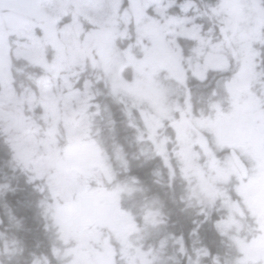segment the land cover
Wrapping results in <instances>:
<instances>
[{"label": "rangeland", "instance_id": "374dc122", "mask_svg": "<svg viewBox=\"0 0 264 264\" xmlns=\"http://www.w3.org/2000/svg\"><path fill=\"white\" fill-rule=\"evenodd\" d=\"M86 2L87 0H0V23L6 26L9 33L7 37L9 56L24 59L29 65L39 68L38 75L28 77L35 87L31 83H21L19 84L21 89L16 91L18 89L13 84L11 75L8 84L0 82V126L3 132L8 134L14 157L18 159L22 169L31 171L29 175L31 180L42 181L43 187L40 189L46 188L48 176H54L58 171L61 174L56 189L58 196H67L71 199L78 195L74 190L75 185L80 183L91 185L90 193L71 228L73 234L62 233L51 213L46 215L59 239L67 241V245L74 241L79 248L80 241L74 234L79 231L80 226L90 229L87 230V241H96L95 244L99 238L108 236V233H111L110 237L114 236L116 231L122 235L129 233V224L123 218L113 217L106 221L93 218L114 205L132 215L135 210L132 206H135L136 202L134 201L132 206L128 205L133 198L143 195L144 192L142 188L136 189V182L133 179L123 182L120 180L123 168H120L117 159L113 163L109 145L103 144L102 151L98 143L87 136L91 129L93 114H100V110H96L100 106L94 101L96 91L99 89L98 84L105 81L110 92L125 103L129 113H133L134 117L139 113L136 119L145 120L144 127L149 138L163 131L161 146L166 145L168 138L166 126L160 121L161 112L174 109L178 104L174 97L170 98L169 92L175 95V81L169 77L167 70L153 73L151 66H144L142 69L135 62L143 55V48L136 42V32L134 28L131 29L132 25L123 19L108 18L106 11L84 9L80 11L78 24L72 25L70 15L57 11L59 5L75 10L78 4ZM161 3H167V0H161ZM173 12H179V9H173ZM61 16L62 20L59 19ZM93 16L105 18L103 32L100 24L93 22ZM144 31H150V28L145 27ZM212 34L210 29H205L206 39L212 40ZM45 45L50 48L49 56ZM130 46L134 58L127 53ZM192 46L186 51L188 55L191 54ZM167 59L165 54L159 53L154 63H163ZM256 64L258 66L257 60ZM256 71L262 72L258 67ZM261 79L262 75H258L252 82L251 91L253 88L261 90ZM170 80L174 89L170 88L169 92L165 91L163 94V82L170 83ZM261 98H264V95ZM240 103L246 111H242L237 121L228 123L227 127L231 131L244 130L241 120L248 116V112H252L246 96H241ZM225 104V108L221 109L219 106L220 109L225 113L232 111L229 99ZM173 115L180 118L179 113L174 112ZM215 117L216 109H213L208 115L198 117L184 126L183 136L191 148L196 143L193 144L194 140L186 136V129L192 137V131L211 132L216 143L218 126ZM184 118L190 120L187 115ZM198 142L203 148L201 140ZM43 193L45 197L51 195L47 190ZM150 205L144 218L151 213L150 218L155 220L158 212L154 209L155 204ZM44 211L46 214V204ZM160 229L151 227V230H146V235L153 239ZM146 235H138V241L145 240ZM164 243L166 248L163 249L165 252L163 258L152 248H143L141 251L142 243L138 244L135 241L132 251L140 253L137 261L144 256L147 264H169L174 249L164 238L160 241V248ZM86 246L93 257L100 253L96 257L98 261H103L106 254H110V249L104 251L100 246L99 250L87 243ZM5 249L4 247L2 250ZM5 255L6 252L5 254L3 252L2 256ZM47 258L48 253L38 260V264H47ZM75 258L76 256L73 260ZM0 264L3 263L0 261Z\"/></svg>", "mask_w": 264, "mask_h": 264}, {"label": "snow or ice", "instance_id": "6c2138e0", "mask_svg": "<svg viewBox=\"0 0 264 264\" xmlns=\"http://www.w3.org/2000/svg\"><path fill=\"white\" fill-rule=\"evenodd\" d=\"M177 8L179 12L174 13L172 10ZM82 9L106 11L108 18L123 19L132 25L136 42L143 48V55L135 62L142 69L151 66L153 73L167 70L186 90L183 108L177 104L174 109L165 110L160 115V119L167 120L168 126L176 133L177 155L180 157H186L191 148L183 136L184 126L190 123L185 115H194L189 80L195 78L206 82L213 73L222 75L217 81V88L228 96L232 111L225 113L219 106H213L218 132L216 143L204 149L207 157L204 164L209 174L200 171L201 164L196 162L200 160L198 153H192L195 160L186 158L185 163L187 169L200 173L209 205L213 208L217 203L220 205L222 214L215 220V228L221 234L234 231L232 239L239 251L237 264H264V98H258L251 92L252 82L258 75H264V70L261 73L256 71V60L262 52L255 46H264V0H214L203 4L197 0H167L163 4L161 0H87L78 4L75 10L57 6L58 12L70 15L72 25L78 24ZM92 19L100 24L103 32L105 18L93 16ZM202 19L212 22L210 31L215 34L212 40L206 39L204 25L198 22ZM145 27L150 31L145 32ZM8 35L6 26L0 23V82L5 84L10 82ZM189 40L193 46L191 54L186 55L183 41ZM132 52L130 46L127 50L130 57ZM159 53L165 54L168 59L156 64L154 59ZM242 95L247 97L251 106L252 118L244 130L231 131L228 123L237 121L242 111H246L240 103ZM174 112H179L180 119L173 115ZM60 175L58 171L56 175L48 176L46 188H42L41 192L47 190L51 195L41 203L46 204V215L51 213L59 230L70 235L91 185H75L78 195L71 199L58 196L56 189ZM219 184L227 186L224 191L217 187ZM150 216L151 213L145 216L146 223ZM113 217L123 218L131 227H136L131 213L118 205L101 212L93 220L106 221ZM205 217L208 218V213ZM74 235L80 241L81 251L72 264H122L116 258L118 253L106 254L103 261L91 259L86 251L88 233L83 226Z\"/></svg>", "mask_w": 264, "mask_h": 264}, {"label": "trees", "instance_id": "16d2710c", "mask_svg": "<svg viewBox=\"0 0 264 264\" xmlns=\"http://www.w3.org/2000/svg\"><path fill=\"white\" fill-rule=\"evenodd\" d=\"M197 2L203 4L214 0H197ZM198 22L204 25V30L212 28L211 20L202 19ZM45 47L49 56L50 48L48 45ZM10 70L13 84L18 89L16 91L21 89L19 86L21 83H31L35 87L28 77L38 75L39 68L29 65L24 59H16L12 56ZM210 76L211 79H218L221 75L213 73ZM106 84L105 81L98 84L99 89L96 91L94 101L100 106L96 109L100 110V114H93L91 129L87 136L109 145L114 161L117 159L120 168H123L120 180L123 182L133 179L136 182V189H144L143 195L138 197H148L149 200L154 197L159 198L165 187L167 195L171 196L172 190L168 184L170 180L161 179L159 175V172L166 175L173 173L171 169L163 167L157 152L161 147L163 131L158 132L148 141L147 136L143 135L147 133L144 126L133 121V113L128 112L125 103L119 97L110 93ZM192 85L194 87L191 88V97L198 102L197 107L201 108V104L206 102L207 95L215 86L206 89L208 82L200 84L195 81ZM202 107L205 108L204 104ZM166 134L167 142L175 138L174 130L166 131ZM144 136V139L139 140ZM199 140L203 148L199 142L197 148L204 150L210 144H214V134L211 133L209 138H199ZM133 141L134 144H131ZM158 145L160 147H157ZM206 159L205 153H200L201 169H205ZM30 174L31 171L22 169L18 159L14 157L11 140L0 126V261L3 264H35L47 255L51 244L52 235L49 229H46L49 221L44 211L45 204L41 203L46 198L40 189L43 187L42 181L31 180ZM141 204L143 202L137 206L144 207V213L148 212L149 204ZM4 247L6 251L2 250ZM3 252L4 254L6 252L4 257Z\"/></svg>", "mask_w": 264, "mask_h": 264}, {"label": "flooded vegetation", "instance_id": "af4514ba", "mask_svg": "<svg viewBox=\"0 0 264 264\" xmlns=\"http://www.w3.org/2000/svg\"><path fill=\"white\" fill-rule=\"evenodd\" d=\"M169 77L173 78L172 75H169ZM173 80L175 81V89L172 84L165 83L163 88L164 92H169V89L173 88L175 95H170V98L172 99L174 97L173 99L176 100L175 102L183 108L185 106L184 100L186 90L176 79L173 78ZM219 80H221V78L211 79V76L209 75V78L206 81L208 82V87L206 89L215 86L210 95H207L206 102L202 103L208 114L215 109L213 107L214 105L220 106L222 107L221 109H224L226 105L225 103L228 100V96L225 93L216 94L217 81ZM194 81L200 84L204 83L195 78L190 79L188 82L189 89L194 87L192 85ZM260 87L261 90L259 89L258 92L254 91V89L251 91L258 98H261L264 95V83H261ZM190 104L194 115L193 117L188 116V118L192 122L193 120L198 119L196 116V114H198V102H195V99L191 97ZM177 113L179 112H175V114ZM247 115V117H244L243 120H241V123L243 124H241V126L243 129L247 122L252 118V112H248ZM176 118H178V116ZM167 129L172 130L169 126H166L165 131H167ZM161 134L163 135V132ZM210 134L211 133L209 132H193L192 135L194 137L190 136L189 133H186V136L189 139L198 142V138L206 139L209 138ZM143 135L147 136L146 139L148 138L149 141L148 134L143 133ZM145 136L139 138V140L144 139ZM174 136L176 137V133ZM131 144H134V141ZM178 151L179 149L176 138L169 142L166 140V145L162 144L160 149L157 150L159 157H161L160 161H162L163 167L166 169L169 168L173 172L170 175L159 172L161 179L163 178L166 181L170 180L168 184H170V189L172 190L171 196L167 195L165 187L159 198L154 197V199L151 200H149L148 197L133 198V200L136 201V204H139L140 202H143L141 205L155 204L156 207L154 209L158 212L157 218H155V220H153L154 218H149V222L146 223L144 218L145 208L134 206L133 208L135 210L132 213V216L135 218V228L129 225V233H124L123 235L114 229V232L116 231L114 236L112 235L110 237L109 234L111 233H108V236L104 235L102 239L99 238V244H95L96 241L89 240L87 241L88 245H91L92 248L96 247L99 250L101 246L104 248V251L110 249V253H118L116 258L117 260H121L122 264H136L137 262L139 264H147V260L144 256H141L140 260L137 261L140 253L132 251L134 241L138 244L142 243V245H140L141 251L144 250L143 248H152L153 250L158 251L161 258H163L165 254L163 249L166 248V243H164V245L161 244V248L159 244L164 238L172 244L174 249V255L169 264H237L239 251L238 245L232 239L235 235L234 231L228 230L225 234H221L215 228V220L222 214L220 205L217 203L215 208L209 205L207 189L203 185L200 173L195 169H187L185 163L186 158L195 160L192 153H198L200 157V153L205 152L197 148V143L186 153V157L178 156ZM196 162L200 163V160ZM171 163L174 165H171ZM200 171L204 172L206 175L209 174L207 167ZM217 187L221 191H224L227 186L219 184ZM146 199L147 201H145ZM147 211H149V209ZM205 213H208L207 219ZM152 221H154V223ZM151 227L152 229L161 228L159 233L156 234L153 239L146 235V230H151ZM85 229L88 231L90 230L88 227H85ZM50 232L52 240L48 249L47 264H72L73 258L81 251L79 246L75 244L74 241H71L70 245H67V241L64 242L59 239L53 225H50ZM226 234L230 235L227 236ZM138 235H146V239H143L142 242H140L137 239ZM149 237L150 239H148ZM86 251L89 257L93 260H96V257L100 254L99 253L96 257H93L88 250V246H86ZM205 251L207 253L206 255Z\"/></svg>", "mask_w": 264, "mask_h": 264}]
</instances>
